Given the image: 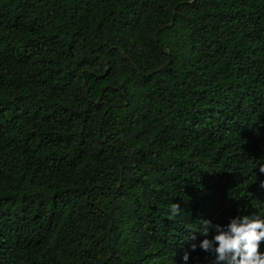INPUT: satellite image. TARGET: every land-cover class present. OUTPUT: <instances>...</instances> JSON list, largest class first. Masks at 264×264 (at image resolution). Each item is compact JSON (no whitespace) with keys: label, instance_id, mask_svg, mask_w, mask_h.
Returning <instances> with one entry per match:
<instances>
[{"label":"trees","instance_id":"obj_1","mask_svg":"<svg viewBox=\"0 0 264 264\" xmlns=\"http://www.w3.org/2000/svg\"><path fill=\"white\" fill-rule=\"evenodd\" d=\"M260 163L264 0H0V264H213Z\"/></svg>","mask_w":264,"mask_h":264},{"label":"clouds","instance_id":"obj_2","mask_svg":"<svg viewBox=\"0 0 264 264\" xmlns=\"http://www.w3.org/2000/svg\"><path fill=\"white\" fill-rule=\"evenodd\" d=\"M258 173L264 175V163L257 166ZM259 187L264 189V179L259 181ZM180 212V205L170 206L168 219H174ZM211 230V237L209 233ZM200 234L204 237L197 243H191L189 248L196 251L197 246L213 257V264H264V218L247 215L233 216L226 224L203 220ZM195 241L194 233L188 238ZM190 252L185 250L180 256V264H188Z\"/></svg>","mask_w":264,"mask_h":264}]
</instances>
